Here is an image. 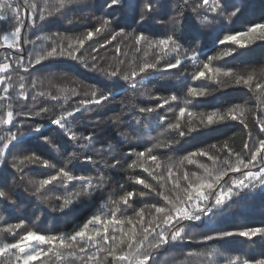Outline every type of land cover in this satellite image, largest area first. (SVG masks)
Masks as SVG:
<instances>
[{
	"label": "snow or ice",
	"instance_id": "6c2138e0",
	"mask_svg": "<svg viewBox=\"0 0 264 264\" xmlns=\"http://www.w3.org/2000/svg\"><path fill=\"white\" fill-rule=\"evenodd\" d=\"M79 4L80 0H55L54 3L43 0L42 4L35 0L32 3L0 0V48L15 53L3 56L0 62V130L7 129L0 132V184L6 183L10 169L15 170L19 180L27 179L32 195L45 201L55 199L53 212L73 211L93 200H100V204L67 231L43 233L29 227L25 219L6 222L0 226V264H158L157 255L161 249L188 243L204 244L211 249L186 254L196 257L198 264H264V256L225 255L209 243L224 242L231 237L264 239V225L233 229L212 225L214 217L233 197L257 190L264 192V70L259 75L255 69L240 71L228 66L226 60L257 41L264 42V22L253 23L244 31L218 35L213 54L208 55L198 40L188 41L190 47L181 44L183 31L178 36V26L186 22L189 27L209 26L220 20L230 23L242 11L241 6L232 4L231 0H182L181 6L172 9L175 15L168 20L173 30L163 37L137 31L132 25L121 26L119 13H126L132 24L143 27L166 6L165 0H104V7L109 10L106 16L92 17L96 24L86 27L84 32L72 36L53 32L37 36L35 40L28 38L38 26L52 18L64 17L66 10ZM80 20V16H73L67 23ZM94 37H103V42ZM40 40L49 43L36 50ZM128 42H131V54L122 51V45ZM26 45L33 49L27 56ZM109 45L114 53L112 59L100 55V50ZM64 61L74 62L76 69L103 78L101 82L106 86L122 87L121 82H124L127 90L156 101L154 106L139 107L137 111L142 117H155L156 126L165 127L167 136L156 139L143 150L132 149L125 154L130 159L127 171L135 173L140 169L147 178L139 174L125 175L116 181V188L107 191L105 185L110 178H105L103 173L94 177L74 173V162L97 163L93 155L81 156L80 153L102 143L106 126H119V115L106 121L91 120L90 116L120 93L95 85L83 93L79 84L68 90L56 88L53 81L67 78L66 74L51 71L47 76L36 77L30 72L37 65L45 66V62ZM189 66L192 68L188 73L191 81H208L214 87L189 84L182 95L171 93L167 96L152 95L147 89L149 80L165 79L171 75V70L183 72ZM13 73H16L15 80ZM45 80L52 90H41ZM226 87H239L249 92L258 113L253 119L260 136L253 139L249 130L248 140L239 151L225 140L196 147L179 158L168 154L181 140L195 139L205 130L215 131L218 125L238 122L245 129L249 128L251 109L247 102L218 101L209 110L200 107L213 92ZM16 103H24L27 110L18 111L14 107ZM49 105L56 106L55 110ZM166 105L176 106L171 120L159 114ZM34 117H47L48 123L76 147L61 165L24 149L26 137L30 136L42 138L51 150H60L49 136L42 135L39 123L35 127L28 125L27 133L19 131L25 127L21 120ZM82 122L91 125L90 130L85 129L87 134L78 127ZM127 136L126 132L118 131L113 138ZM103 142L108 149L113 147L111 140ZM161 150H166L163 158L159 154ZM95 151L99 153L104 148ZM100 162L110 168L119 165V161ZM30 168H42L47 174L39 179L27 177L26 169ZM237 173L238 178L230 175ZM12 183L15 185V180ZM128 184L142 185L143 190H128ZM58 185L63 187L62 195H45ZM144 197L158 200L134 207V203ZM0 198L6 207L15 209L17 202L8 191L0 189ZM121 206L131 209L132 215H124ZM201 226L203 230L198 234L192 231L193 227Z\"/></svg>",
	"mask_w": 264,
	"mask_h": 264
},
{
	"label": "trees",
	"instance_id": "16d2710c",
	"mask_svg": "<svg viewBox=\"0 0 264 264\" xmlns=\"http://www.w3.org/2000/svg\"><path fill=\"white\" fill-rule=\"evenodd\" d=\"M33 0H29L32 3ZM35 2L42 4L43 0H35ZM55 2V0H50ZM232 4H238L241 6L242 11L233 18L229 23L226 20H220L212 25L205 26H188L189 22H186L184 26H178L177 35L180 31H183V38L180 42L185 47H190L191 42L198 40L200 47L208 52V55L213 54V49L217 36L229 32L244 31L247 27L253 23L264 22V0H231ZM166 6L159 10V14L154 18H149L143 27L132 24L131 18L126 13H119L122 17L121 26L128 27L132 25L137 31H147L148 34L163 37L166 33L173 30V26L168 23L169 17L174 16L175 12L172 10L175 7L182 5V0H165ZM86 5V6H85ZM109 10L104 7V0H80V4L72 6L70 10H66L64 17L52 18L42 26H38L29 34V39L35 40L37 36L43 37L50 35L53 32H61L65 35H77L86 30V27L96 24V20L92 17H105ZM185 15H188L185 12ZM73 16H80L81 20L74 24H68L67 20L72 19ZM157 21H164V23H157ZM116 26L114 21L113 27ZM131 30V29H129ZM94 40L103 42V37H94ZM47 43L43 40L37 41V49L40 46H47ZM91 43V42H90ZM115 44V42H113ZM25 55L29 51H33L31 46L26 45ZM131 42L122 45V51H129L131 54ZM12 56L15 53L9 49L0 48V62H2L3 56ZM100 55H106L109 59L114 57L112 52V45L107 46L106 49L100 50ZM228 66L234 67L240 71H250L255 69L257 74L264 70V42L257 41L255 44L250 45L246 49H241L239 54H234V57L226 58ZM223 63V62H222ZM51 71L57 73H64L67 78H57L53 81L56 88L71 89L80 85V90H88V87L95 85L105 91L119 92V95L115 96V99L105 105L104 108L98 112L91 114L90 119H100L106 121L109 117L119 115V126L108 125L107 130L102 133V143L95 145V148L86 150V152L80 153L81 156L93 155V158L97 160L96 164H79L74 162L75 167L73 171L75 174L85 176H97L99 173H103L105 178H110L109 183L105 185L107 191H111L116 188V181H119L125 175L139 174L144 178H147L146 174L142 173V170L137 169L135 173L127 171V164L130 163V159L125 155L132 149L137 151L143 150L144 147L150 146L158 138H165L167 133L165 127H157L155 117L145 118L142 117L137 109L139 107L154 106L156 101L150 100L146 96H141L138 93L127 90L126 84L121 82L122 87H110L102 83L103 78H96L93 74L88 73L82 69H76L74 62L64 61L49 64L45 62V66L37 65L35 69H30L32 76L44 77ZM192 71L189 66L186 71H179L176 69L171 70V75L165 79H153L147 82V89L152 95L161 94L169 95L176 93L182 95L189 84L194 86L199 85L202 87H214L208 81H191L188 77V73ZM24 74V73H20ZM14 80L16 73H13ZM41 90H52L48 81H44L43 88ZM55 94V93H54ZM218 101H224L229 104L247 102V106L251 109L248 113V125L249 128L245 129L238 122H228L226 124L216 126L215 131L205 130L203 134L197 135L195 139L187 138L181 140L179 144L174 145L173 151L168 154L179 158L186 154L187 151L194 150L196 147H203L206 144L228 141L229 145L237 151L241 150L242 145L248 140V131H251L253 139L260 136L258 128L255 125L253 119L254 115L258 114L255 109V103L251 98V95L246 89L239 87H226L213 92L212 96L207 97L205 102L200 105L204 110H209L215 106ZM14 107L18 111H26L27 107L24 103H16ZM50 108L55 110L56 106L49 105ZM176 106H164L159 110L161 116H167L168 119H173L176 112ZM25 127L20 128L19 131L27 133L29 131L28 125L35 127L36 124L42 125V135L49 136L59 147V151H54L42 142V138L26 137V143L23 145L27 152H36L42 157L52 160L54 163L61 165L68 153L76 151V147L70 142L65 135L58 130L55 126L48 123L47 117H34L31 119H23L20 121ZM81 131L90 130L91 125L86 122L78 124ZM7 129H2L6 131ZM13 131H17L16 128H12ZM126 132L127 138H113L116 132ZM134 138V139H133ZM111 140L113 147L107 148V144L103 141ZM104 148V151L96 153V148ZM15 151V150H13ZM166 150H161L163 153ZM100 161H106L107 164H112L115 161H119L117 168L107 167L106 164ZM204 162H207L206 160ZM194 170V169H190ZM27 177L39 179L43 178L47 172L42 168H30L26 169ZM233 178H238L239 174H230ZM6 183L0 184V189L8 191L17 202L15 209L6 207L0 198V226H4L5 223H15L19 219H25L29 227H34L43 233L67 231L71 227L80 222L83 218L89 215L92 211L99 207L100 200H93L85 202L84 205L77 207L73 211H67L65 213L53 212L52 207L56 204L54 198H50L45 201L37 196L32 195V188L27 184V179L21 181L18 179V174L15 170H9L6 174ZM227 177L225 180L227 181ZM15 180V185H13ZM11 186V187H10ZM128 190H143L142 185L128 184L126 185ZM64 193L62 186H56L51 192L45 193L49 197H55ZM158 198L144 197L139 202L134 203V207H143L145 204L157 203ZM122 213L124 215H132L131 209H125L121 206ZM39 217V219H37ZM212 225L218 227H226L228 229L241 228V227H253L264 225V192L259 190L251 193H243L240 196L233 197V199L226 204L221 212L214 217ZM210 225V227L212 226ZM203 230V227H193L194 233H199ZM211 243V247L217 248L225 255H241L245 258H260L264 256V239L255 237L252 240H248L243 237H231L224 242ZM211 250L205 247L204 244L188 243L183 246L177 247H165L160 250L157 255L158 264H198L196 257H188V252H205Z\"/></svg>",
	"mask_w": 264,
	"mask_h": 264
}]
</instances>
